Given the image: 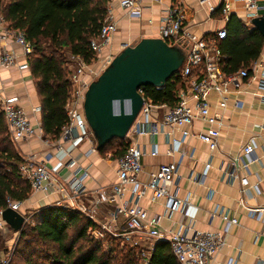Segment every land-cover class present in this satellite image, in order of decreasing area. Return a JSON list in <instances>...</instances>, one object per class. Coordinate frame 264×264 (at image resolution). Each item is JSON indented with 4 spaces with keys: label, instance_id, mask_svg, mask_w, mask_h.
Wrapping results in <instances>:
<instances>
[{
    "label": "crops",
    "instance_id": "obj_1",
    "mask_svg": "<svg viewBox=\"0 0 264 264\" xmlns=\"http://www.w3.org/2000/svg\"><path fill=\"white\" fill-rule=\"evenodd\" d=\"M257 2L260 7L258 16L264 17V0ZM171 3L173 2L168 0L159 4L146 1L142 17L139 19L127 16L115 6L113 14L118 29L111 42L102 49V60H99L96 69H99L106 59L116 55L123 46L138 38H160V19L162 21L165 9ZM183 3L188 10L183 27L185 33L195 40L203 41L208 47L217 48L215 34L218 30L226 28L231 16L236 17L245 26L254 28L251 25L252 19L248 18L242 4L231 5L229 15L225 17L221 11L224 5L222 0H207L204 4H199V0H183ZM210 7L214 8L213 12L209 11ZM180 45L187 44L183 41ZM7 49L17 53L18 63L24 61L14 45H9ZM105 50L107 54L103 55ZM249 70L250 76L254 75L256 78L264 74V44ZM194 71L202 75L203 67ZM182 83L184 87L178 93L186 90L183 81ZM3 97L18 98L20 106L32 123L41 122V113L32 112L34 108L40 107V101L29 70L0 68V98ZM221 97L215 90L207 95L210 114L217 115L221 121L217 147L212 151L195 137L177 149L171 146V141L179 140L183 131L191 135L205 132L208 125L199 119H194L189 126L165 128L163 133L159 131L155 136L141 135L135 138L144 152L139 181L145 183L149 174L161 166L175 164L177 179L170 192L188 203L184 213L176 212L170 217L164 208L165 201L154 200L150 193L138 204L149 216L159 217L158 225L163 231L177 233L188 230V233L197 231L222 235L225 244L215 256V262L218 264H264V90L258 87L256 81L247 79L237 88L228 86L225 109L219 107ZM187 102L189 105L193 103L189 95ZM237 102L242 106L236 107ZM168 108L165 105L156 106L152 122L158 125ZM246 144L254 146L256 159L244 169L241 159L237 163L235 160L242 157L241 149ZM16 147L23 158L32 156L36 163H44L50 171L58 172L61 181L71 177L75 168L87 169L89 176L84 182L86 196L74 203L73 200L65 199V204L72 206V209L78 210V206L86 207L88 200L94 197V191L108 188L116 181L117 159L111 160L110 154L88 153L91 146L85 141L68 140L60 143L43 137H32L16 142ZM171 149L174 151L170 154ZM154 150L157 152L152 155ZM69 159H73V164L65 167ZM232 169L237 171L239 178H247V187H243L239 179L232 180L227 177ZM130 191L131 188L127 187L125 199L130 197ZM59 199H63V196L58 193L30 194L29 198L20 204L18 212L23 215L25 211L50 206ZM110 209L112 206L101 207L99 221L104 220ZM255 209L260 212H251ZM219 211L225 212L229 219L234 218L237 224L228 227L216 214Z\"/></svg>",
    "mask_w": 264,
    "mask_h": 264
},
{
    "label": "built area",
    "instance_id": "obj_2",
    "mask_svg": "<svg viewBox=\"0 0 264 264\" xmlns=\"http://www.w3.org/2000/svg\"><path fill=\"white\" fill-rule=\"evenodd\" d=\"M149 1L159 4L163 0H106V15L100 29L98 37L91 41L90 48L95 54V59L91 64H86L79 56H71L67 63L69 72V81L71 91L67 101L68 124L64 128L58 142L62 143L68 140H81L90 144L87 151L90 154H96L95 142L83 114L84 95L90 82L96 78L102 70L110 63L111 59H106L99 69L94 67L100 62L102 49L112 40L117 32V23L114 18L113 10L118 7L127 16L131 18H141L145 7V2ZM172 1L166 9V17L162 19L163 26L160 27L159 37L168 44H179L186 42L188 45L192 42V48L186 58L180 72V78L186 86V90L178 93V102L176 106L168 108L163 114L158 125L152 122L153 111L156 106L144 97L143 88L139 89V94L143 97V105L138 116L126 134L128 146L122 157L117 159L116 181L108 188H99L94 191V197L88 200L86 207H79L78 211L94 221L98 227L91 231L94 239H102L106 234L120 238L133 248H138L141 264H148L153 246L160 240L168 241L171 252L178 264H218L215 262V256L223 248L224 237L216 233H201L188 230L184 232L172 233L163 231L159 228V217H152L148 212L139 206V201L147 193L152 195L154 200L165 201L164 208L168 217L173 213L183 212L187 208V201H182L170 192V188L175 185L177 179V166H161L157 171L149 174L148 181L142 183L139 176L142 173L143 150L139 147L135 138L141 135L155 136L165 128L171 129L175 126H189L194 119H199L207 123L208 128L205 132L191 135L183 131L179 140H172L171 146L177 149L180 145L186 144L190 138L195 137L205 143L209 150L217 147L219 136L220 118L217 115H211L207 95L215 90L222 97L219 103L221 109L226 108L225 95L228 93V86L239 87L245 80L256 81L258 87L264 90V74L256 78L250 76L248 68H242L231 75H225L219 65L220 54L215 47H208L203 41L195 40L186 34L183 27L188 10L183 0ZM207 0H199V4H204ZM221 9L223 16L227 17L231 11V5L242 4L248 13L249 19L258 18L260 7L257 0H222ZM214 11L213 7L209 8ZM227 36L225 29H220L215 34V39L222 40ZM9 45H14L21 57L22 63L17 61V53L8 50ZM32 53L31 44L26 40L25 35L20 30L10 28L3 16L0 15V68H16L19 71L29 70L27 58ZM100 60V61H99ZM75 64V65H74ZM203 67V74L199 75L194 69ZM193 99L191 105L187 102V96ZM236 107L242 104L237 102ZM0 110L2 111L9 135L14 142L27 140L32 137H42L40 123H32L26 112L19 104L16 97L0 98ZM33 113H39L40 107L34 108ZM167 136L169 135L165 132ZM170 151V154L172 153ZM156 150L152 155L156 154ZM242 157L236 158L235 162L242 161V167L247 168L248 164L253 162L255 157V148L251 144H246L241 149ZM73 159H69L65 167L72 166ZM236 164L234 163L233 166ZM73 175L60 180L58 172L55 174L50 171L44 163H36L32 156L24 158L19 167L21 176L30 184L31 194L42 193L46 195L58 193L63 196L52 205L69 207L65 204V199L77 202L83 196H86L84 185L89 173L83 167L75 168ZM232 180L239 179L243 187L248 186L247 178H239L237 171L232 169L227 174ZM131 188L130 197L125 199V190ZM19 202L8 201V208L19 211ZM103 205L112 206L104 220L99 221L100 209ZM3 209H0V232L8 231L10 228L2 219ZM251 212H260L251 210ZM228 225L237 224L234 218H228L225 212L216 213ZM11 231V230H10ZM17 234V233H15ZM151 244H147L150 242ZM11 255H0V264H10Z\"/></svg>",
    "mask_w": 264,
    "mask_h": 264
},
{
    "label": "trees",
    "instance_id": "obj_3",
    "mask_svg": "<svg viewBox=\"0 0 264 264\" xmlns=\"http://www.w3.org/2000/svg\"><path fill=\"white\" fill-rule=\"evenodd\" d=\"M0 15L7 25L24 33L31 44L28 68L40 101L42 137L58 141L68 124L67 101L71 91L67 63L79 56L91 64L95 54L90 48L100 33L106 15V0H0ZM227 36L217 40L219 65L226 75L249 68L257 60L264 38L255 28L245 26L231 16L226 25ZM184 85L177 74L163 88L144 87V97L155 106H176L177 93ZM114 159L125 153L128 141L112 140ZM24 158L8 132L0 110V209L8 201L23 203L31 188L20 172ZM31 218V216H30ZM98 225L83 213L69 207L50 205L39 208L18 233L10 264H141L138 248L123 243L109 250L105 239H94L91 231ZM111 240V239H110ZM115 240V239H114ZM119 251L116 253V251ZM148 264H178L167 241L156 242Z\"/></svg>",
    "mask_w": 264,
    "mask_h": 264
},
{
    "label": "water",
    "instance_id": "obj_4",
    "mask_svg": "<svg viewBox=\"0 0 264 264\" xmlns=\"http://www.w3.org/2000/svg\"><path fill=\"white\" fill-rule=\"evenodd\" d=\"M251 25L264 38V17L252 19ZM192 45L138 38L113 56L84 95L83 114L97 152L112 140L126 139L144 101L138 90L163 88L179 74ZM2 219L13 233H19L26 223L25 217L11 208L3 211Z\"/></svg>",
    "mask_w": 264,
    "mask_h": 264
},
{
    "label": "rangeland",
    "instance_id": "obj_5",
    "mask_svg": "<svg viewBox=\"0 0 264 264\" xmlns=\"http://www.w3.org/2000/svg\"><path fill=\"white\" fill-rule=\"evenodd\" d=\"M163 17H166V12L164 13V16ZM160 22H161V26H163V23L160 19ZM196 37V36H195ZM107 51L105 50L103 52V55L104 54H107L106 53ZM75 65V64H74ZM97 65H95L94 67H96ZM95 142V141H94ZM117 146H118V143H113L108 149H107V152L105 154H110L111 156V160H114V158L112 157L114 155V150L117 149ZM37 210H34V211H31V210H28V211H25L23 212V215L26 219V223L25 224H29L31 223V218H32V215L36 212ZM31 216V218H30ZM106 235L107 236H110V239H107L106 238ZM103 239H105V241L103 242V248L105 250H109L110 247L111 248H114V246H116V249L119 250L121 247H122V242L120 240V238H116V237H113L109 234H106ZM115 239V240H114ZM18 240V233L15 234L13 233L12 231L8 230V231H4V232H0V255H4V254H10L11 255V259H12V254H13V251H14V247H15V244ZM151 244V241L150 242H147V244ZM116 251L119 252V251ZM11 261V260H10Z\"/></svg>",
    "mask_w": 264,
    "mask_h": 264
}]
</instances>
